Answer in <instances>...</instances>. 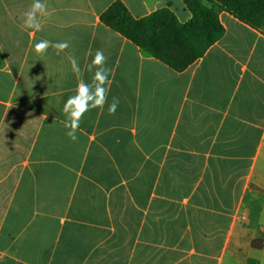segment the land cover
I'll use <instances>...</instances> for the list:
<instances>
[{"label":"crops","instance_id":"crops-1","mask_svg":"<svg viewBox=\"0 0 264 264\" xmlns=\"http://www.w3.org/2000/svg\"><path fill=\"white\" fill-rule=\"evenodd\" d=\"M117 0H0V134L10 114L36 126L0 217V264H264V32L222 12L224 36L177 72L104 25ZM137 19L183 0H121ZM41 39L68 41L36 55ZM97 49L112 70L108 104L77 141L63 105Z\"/></svg>","mask_w":264,"mask_h":264},{"label":"trees","instance_id":"trees-1","mask_svg":"<svg viewBox=\"0 0 264 264\" xmlns=\"http://www.w3.org/2000/svg\"><path fill=\"white\" fill-rule=\"evenodd\" d=\"M192 18L179 21L170 8L135 18L117 0L100 16L101 22L177 72L202 58L225 34L220 14L227 12L250 27L264 32V0H183Z\"/></svg>","mask_w":264,"mask_h":264},{"label":"clouds","instance_id":"clouds-1","mask_svg":"<svg viewBox=\"0 0 264 264\" xmlns=\"http://www.w3.org/2000/svg\"><path fill=\"white\" fill-rule=\"evenodd\" d=\"M50 15L48 6L43 0H33L31 6L23 14V28L25 30L42 31V19ZM68 41L53 42L48 39H41L34 45V51L38 56L47 54L51 48L56 55H60L69 48ZM92 57L86 65V70L92 73L91 81L83 78V70L80 66L79 58L75 55L69 56L71 70L77 78V84L72 95L68 97L63 105V114L66 117L65 128L66 136L73 142L78 137L77 130L84 115L93 109H103L108 104V114L114 115L119 104V97L113 96L111 103L108 102L110 92V76L111 69L107 66V57L104 52L97 49L94 55L89 52Z\"/></svg>","mask_w":264,"mask_h":264},{"label":"rangeland","instance_id":"rangeland-1","mask_svg":"<svg viewBox=\"0 0 264 264\" xmlns=\"http://www.w3.org/2000/svg\"><path fill=\"white\" fill-rule=\"evenodd\" d=\"M35 126L34 116L13 112L0 134V217Z\"/></svg>","mask_w":264,"mask_h":264}]
</instances>
